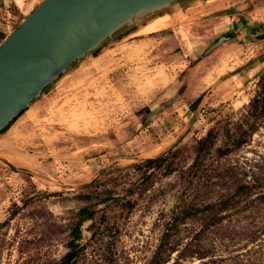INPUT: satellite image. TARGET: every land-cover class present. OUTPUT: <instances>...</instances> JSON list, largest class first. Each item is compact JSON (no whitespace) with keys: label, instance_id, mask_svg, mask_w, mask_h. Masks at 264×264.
<instances>
[{"label":"rangeland","instance_id":"obj_1","mask_svg":"<svg viewBox=\"0 0 264 264\" xmlns=\"http://www.w3.org/2000/svg\"><path fill=\"white\" fill-rule=\"evenodd\" d=\"M43 1L0 0V30ZM190 5L105 42L0 132V264H59L86 206L78 264H264V0ZM216 8L237 12L204 20Z\"/></svg>","mask_w":264,"mask_h":264},{"label":"water","instance_id":"obj_2","mask_svg":"<svg viewBox=\"0 0 264 264\" xmlns=\"http://www.w3.org/2000/svg\"><path fill=\"white\" fill-rule=\"evenodd\" d=\"M196 1L44 0L0 43V132L105 42ZM231 38L220 36L205 54Z\"/></svg>","mask_w":264,"mask_h":264},{"label":"trees","instance_id":"obj_3","mask_svg":"<svg viewBox=\"0 0 264 264\" xmlns=\"http://www.w3.org/2000/svg\"><path fill=\"white\" fill-rule=\"evenodd\" d=\"M5 37H6V33L3 32L2 30H0V43L5 39ZM261 37H264V35H261ZM259 83L261 86V91L259 92L260 96H258V98H256V101H257V99H259V101L264 103V78H262L259 81ZM203 97H204V94L203 93L200 94L195 99V101L192 103L191 106L195 107L196 105H198L202 101ZM143 109L147 110L148 112L150 111V108L148 106L143 108ZM263 111H264V108H263ZM262 116H264V112H259L257 114V118H260ZM14 121L12 123H14ZM12 123L9 124L8 126H6L2 131L7 130L12 125ZM254 130L255 129L249 130V133L252 134L254 132ZM229 136L232 137L231 135H229ZM216 139H217V133L215 132L214 128H211L207 132V134L199 140L198 145L196 147V158H195L196 162L199 161L203 157L204 154L208 153L213 148V146L216 143ZM245 142H246V140H244V138L242 136H237V137L233 138L234 147H240ZM223 151L228 152L230 150L226 149ZM172 152L175 153L177 151L174 150ZM167 154L168 153L163 154L161 156H158L156 158H153V157L147 158L145 160V164L151 165L153 163L166 161L168 159ZM167 169H168V173H171L174 170V167L171 166L170 164H168ZM207 208H213V206L208 205ZM80 215H81L80 220L78 221V223L76 224V226L74 227V229L71 232L72 233V239L70 241V249L64 254V256L60 260L59 264H78V257H79V250H80L79 240L82 237V225L86 220L92 218L93 210L89 206L83 207L80 209ZM166 235L167 234H165L164 236H166ZM161 247H163V242L160 244L159 248H161Z\"/></svg>","mask_w":264,"mask_h":264},{"label":"bare ground","instance_id":"obj_4","mask_svg":"<svg viewBox=\"0 0 264 264\" xmlns=\"http://www.w3.org/2000/svg\"><path fill=\"white\" fill-rule=\"evenodd\" d=\"M171 23V16L167 14H161L156 17L153 21L141 27L137 33L138 34H150L153 32H157L165 27H167ZM191 42V40L189 41Z\"/></svg>","mask_w":264,"mask_h":264},{"label":"crops","instance_id":"obj_5","mask_svg":"<svg viewBox=\"0 0 264 264\" xmlns=\"http://www.w3.org/2000/svg\"><path fill=\"white\" fill-rule=\"evenodd\" d=\"M203 11H204V10H202V12H203ZM213 11L216 12V11H218V9L216 8V9H214ZM183 12H184V11L182 10V11L177 12L176 14L180 16V15L183 14ZM214 12H209V14H208V18H204V20H205V19H209V20H210V19L214 18V16H212V14H213ZM174 14H175V13H174ZM231 16H232V15H231ZM235 19H237V18H235ZM213 23H215V22H213ZM220 23H221V24H224L225 22L222 21V22H220ZM220 23H219V24H220ZM243 25H245V23H244ZM241 26H242V25H241ZM241 26H239V27H241ZM247 26H248V25H246V26H242V28H243V29L245 28V29L248 30ZM164 29H168V27L163 28V30H164ZM247 30H246V33H247Z\"/></svg>","mask_w":264,"mask_h":264},{"label":"flooded vegetation","instance_id":"obj_6","mask_svg":"<svg viewBox=\"0 0 264 264\" xmlns=\"http://www.w3.org/2000/svg\"><path fill=\"white\" fill-rule=\"evenodd\" d=\"M229 35H232V34H229ZM233 36V35H232Z\"/></svg>","mask_w":264,"mask_h":264}]
</instances>
